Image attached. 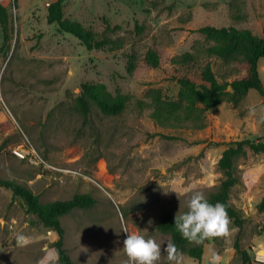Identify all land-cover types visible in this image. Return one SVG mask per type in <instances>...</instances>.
Returning <instances> with one entry per match:
<instances>
[{
    "label": "rangeland",
    "instance_id": "obj_1",
    "mask_svg": "<svg viewBox=\"0 0 264 264\" xmlns=\"http://www.w3.org/2000/svg\"><path fill=\"white\" fill-rule=\"evenodd\" d=\"M0 1L10 16L7 38L0 25V179L26 184L43 203L79 193L96 198L94 206L62 217L64 244L76 264H128L123 226L155 239L162 249L158 264H171L164 251L171 237L157 229L159 218L185 212L193 190L207 197L217 188L223 175L217 163L230 142L264 141V97L251 89L238 104L208 108L198 129L158 125L150 116L151 91L178 100V77L199 84L207 63L219 81L241 75L234 64L205 55L212 42L197 29L236 26L263 36L264 0H65V17L112 40L99 50L48 21L55 0ZM151 47L164 57L156 68L144 59ZM185 52L196 60L176 62ZM259 71L264 84V58ZM91 81L130 95L127 108L118 115L95 109L83 123L74 99ZM18 144L33 145L53 168L15 157L10 147ZM237 174L231 201L243 210L244 225L231 219L230 236L207 240L202 259L180 254L181 264H210L213 252L221 264H243L242 250L250 255L246 264H264V153L248 150ZM18 236L25 239L17 243ZM57 239L0 184V264H58Z\"/></svg>",
    "mask_w": 264,
    "mask_h": 264
},
{
    "label": "trees",
    "instance_id": "obj_2",
    "mask_svg": "<svg viewBox=\"0 0 264 264\" xmlns=\"http://www.w3.org/2000/svg\"><path fill=\"white\" fill-rule=\"evenodd\" d=\"M65 0H55L48 5V21L57 23L61 32H68L76 36L89 50H99L112 42L108 37H100L96 32L86 28L82 23L64 16ZM10 16L7 8L0 1V25L4 37L9 31ZM206 40L212 44L207 47V57H217L223 62L234 64L235 71L241 75L232 80L219 77L210 63H207L201 72V83H196L188 76H180L177 81L180 85L178 100L164 97L160 89H152V111L150 116L162 127H195L201 129L205 126L206 110L220 105L223 102L238 104L251 89H255L264 97V84L260 77L259 61L264 58V35L259 36L247 28L236 26L216 27L211 25L197 29ZM163 53L155 47L149 48L145 53V63L153 68L163 63ZM196 60L193 52H185L176 62L190 63ZM231 86L230 90H226ZM131 100L130 95L112 94L103 82H84L81 92L74 99V108L82 117L83 123H89L95 109L108 115H118L123 112ZM139 105L146 104L139 100ZM248 150L254 153H264V141L249 138L232 141L222 152L218 160V168L222 178L217 188L206 198L212 204L223 203L229 217L234 224L241 228L245 223L243 210L231 201L233 187L239 182L237 164L240 158L247 155ZM0 184L10 188L13 193L21 197L27 210L35 214L46 227L58 234L54 243L58 255V264H76L64 244L65 228L62 217L78 208H90L96 203V198L89 193L75 194L69 199H57L43 203L38 194L29 186L13 178L0 179ZM187 211V210H186ZM175 213L165 212L157 223V229L169 234L171 244H174L179 254H187L195 259H202L204 243H191L184 239L174 226ZM236 249L239 245L236 242ZM243 264L250 260L247 251H240Z\"/></svg>",
    "mask_w": 264,
    "mask_h": 264
},
{
    "label": "clouds",
    "instance_id": "obj_3",
    "mask_svg": "<svg viewBox=\"0 0 264 264\" xmlns=\"http://www.w3.org/2000/svg\"><path fill=\"white\" fill-rule=\"evenodd\" d=\"M176 194L178 196V193ZM186 208L187 211L175 214L174 226L187 241L203 244L209 239L226 238L231 235V218L223 203L212 204L202 191L193 190ZM151 223L150 220L149 224ZM122 231L127 233L123 241V251L128 258V264H158L162 249L155 239L131 233L127 226H123ZM24 239L25 237L18 236L17 243ZM164 251H167V259L171 264H181V255L174 244H168ZM210 264H221V256L213 252Z\"/></svg>",
    "mask_w": 264,
    "mask_h": 264
},
{
    "label": "built area",
    "instance_id": "obj_4",
    "mask_svg": "<svg viewBox=\"0 0 264 264\" xmlns=\"http://www.w3.org/2000/svg\"><path fill=\"white\" fill-rule=\"evenodd\" d=\"M4 100L0 86V106L3 105ZM12 154L20 160L27 163L41 167L44 169H51L53 165L33 146L30 144H18L10 147Z\"/></svg>",
    "mask_w": 264,
    "mask_h": 264
},
{
    "label": "water",
    "instance_id": "obj_5",
    "mask_svg": "<svg viewBox=\"0 0 264 264\" xmlns=\"http://www.w3.org/2000/svg\"><path fill=\"white\" fill-rule=\"evenodd\" d=\"M231 89V86H228L226 90H230Z\"/></svg>",
    "mask_w": 264,
    "mask_h": 264
}]
</instances>
